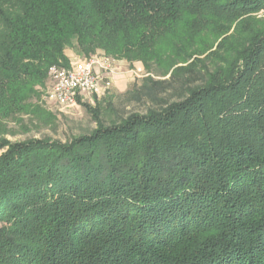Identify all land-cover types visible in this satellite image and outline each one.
<instances>
[{
	"label": "trees",
	"instance_id": "1",
	"mask_svg": "<svg viewBox=\"0 0 264 264\" xmlns=\"http://www.w3.org/2000/svg\"><path fill=\"white\" fill-rule=\"evenodd\" d=\"M68 48L141 61L147 106L0 138V264H264V0H0V133Z\"/></svg>",
	"mask_w": 264,
	"mask_h": 264
},
{
	"label": "rangeland",
	"instance_id": "2",
	"mask_svg": "<svg viewBox=\"0 0 264 264\" xmlns=\"http://www.w3.org/2000/svg\"><path fill=\"white\" fill-rule=\"evenodd\" d=\"M67 50L74 54L73 48ZM97 53L107 56L102 52ZM113 59L114 61H126L125 71L128 70L132 76H128L121 83H116L115 78L113 80L110 77L102 78L103 84L106 81L109 83L102 94L92 96L84 101H78L75 106L69 108L56 106L45 96V88H40L41 96L38 101L36 98L30 100L34 103L37 101L36 103L44 112L52 115L50 119H47L46 114L42 118H37L24 111L17 112L11 118L3 120L0 138H5L11 142L24 141L30 138H49L66 142L73 137L88 134L96 128L97 122L94 115L96 109H98L99 120L106 125L118 121L131 112L144 113L147 104L143 99H134L133 91L148 75L146 68L141 61L128 62L125 59ZM135 63H137V67L134 66ZM150 72L154 78L167 77L158 75L154 65H152Z\"/></svg>",
	"mask_w": 264,
	"mask_h": 264
},
{
	"label": "built area",
	"instance_id": "3",
	"mask_svg": "<svg viewBox=\"0 0 264 264\" xmlns=\"http://www.w3.org/2000/svg\"><path fill=\"white\" fill-rule=\"evenodd\" d=\"M114 62L113 58L96 52L89 56L73 55L67 66L51 65L47 71L45 96L60 108L98 96L109 84L108 81L102 83L100 72H113Z\"/></svg>",
	"mask_w": 264,
	"mask_h": 264
},
{
	"label": "crops",
	"instance_id": "4",
	"mask_svg": "<svg viewBox=\"0 0 264 264\" xmlns=\"http://www.w3.org/2000/svg\"><path fill=\"white\" fill-rule=\"evenodd\" d=\"M71 52L72 51L66 50L65 53L68 57H71L74 55L73 52L72 53ZM126 65H127V62L124 60L115 61L114 63L115 70L113 72L101 71L100 74L102 78L104 79L107 77H110L112 80L113 78H115L114 80L116 83L124 82V80H126L128 76H132L131 74L128 73V70L125 71ZM134 66L137 67V63H135Z\"/></svg>",
	"mask_w": 264,
	"mask_h": 264
}]
</instances>
